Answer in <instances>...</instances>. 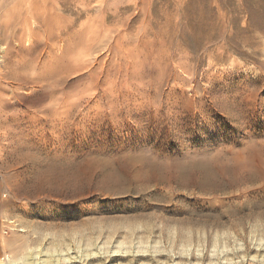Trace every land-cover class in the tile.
<instances>
[{
	"label": "rangeland",
	"instance_id": "rangeland-1",
	"mask_svg": "<svg viewBox=\"0 0 264 264\" xmlns=\"http://www.w3.org/2000/svg\"><path fill=\"white\" fill-rule=\"evenodd\" d=\"M0 264H264V0H0Z\"/></svg>",
	"mask_w": 264,
	"mask_h": 264
},
{
	"label": "bare ground",
	"instance_id": "bare-ground-1",
	"mask_svg": "<svg viewBox=\"0 0 264 264\" xmlns=\"http://www.w3.org/2000/svg\"><path fill=\"white\" fill-rule=\"evenodd\" d=\"M57 59V58H56ZM61 60V59H60ZM59 60V58H58V60H57V62L54 64V65H51V66H49V67H47V68H45V70L42 72V74H41V79L42 80H44V79H48V78H53L54 77V79H56L55 77L57 76V75H59L58 73H60V71L61 70H59L60 69V61ZM63 62V61H62ZM60 63V64H59ZM62 66V65H61ZM57 81H59L58 79H57ZM132 159H134V162H136V163H138V164H140L141 163V158L140 157H136V158H132ZM63 175H65V178H67L68 180H70L69 181V183L72 185L73 184V186L76 184V181L75 180H78V179H80V178H82V175L81 174H79V173H76L75 171L74 172H67V173H63ZM52 259V258H51ZM57 260V259H56ZM50 261V260H49ZM60 261V260H59ZM51 263V262H50Z\"/></svg>",
	"mask_w": 264,
	"mask_h": 264
}]
</instances>
